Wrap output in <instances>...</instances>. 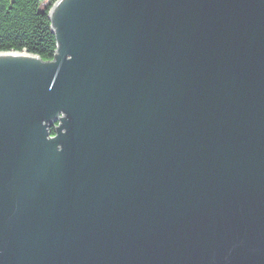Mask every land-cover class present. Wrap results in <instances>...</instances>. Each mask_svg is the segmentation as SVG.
Returning <instances> with one entry per match:
<instances>
[{
  "label": "water",
  "instance_id": "water-1",
  "mask_svg": "<svg viewBox=\"0 0 264 264\" xmlns=\"http://www.w3.org/2000/svg\"><path fill=\"white\" fill-rule=\"evenodd\" d=\"M48 16L0 51V264H264V0Z\"/></svg>",
  "mask_w": 264,
  "mask_h": 264
},
{
  "label": "trees",
  "instance_id": "trees-1",
  "mask_svg": "<svg viewBox=\"0 0 264 264\" xmlns=\"http://www.w3.org/2000/svg\"><path fill=\"white\" fill-rule=\"evenodd\" d=\"M56 1L0 0V51L27 52L52 60L57 43L48 13ZM50 131L53 134L54 128Z\"/></svg>",
  "mask_w": 264,
  "mask_h": 264
},
{
  "label": "rangeland",
  "instance_id": "rangeland-1",
  "mask_svg": "<svg viewBox=\"0 0 264 264\" xmlns=\"http://www.w3.org/2000/svg\"><path fill=\"white\" fill-rule=\"evenodd\" d=\"M44 6H45V3H43V4H42L41 8L43 9V8H44Z\"/></svg>",
  "mask_w": 264,
  "mask_h": 264
}]
</instances>
